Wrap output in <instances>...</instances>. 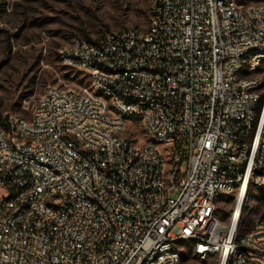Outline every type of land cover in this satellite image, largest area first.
<instances>
[{
	"label": "built area",
	"instance_id": "2783aa9c",
	"mask_svg": "<svg viewBox=\"0 0 264 264\" xmlns=\"http://www.w3.org/2000/svg\"><path fill=\"white\" fill-rule=\"evenodd\" d=\"M58 54L88 84L48 85L29 119L0 123V264H180L184 241L264 264V219L237 238L264 189V4L155 0L146 31Z\"/></svg>",
	"mask_w": 264,
	"mask_h": 264
},
{
	"label": "rangeland",
	"instance_id": "374dc122",
	"mask_svg": "<svg viewBox=\"0 0 264 264\" xmlns=\"http://www.w3.org/2000/svg\"><path fill=\"white\" fill-rule=\"evenodd\" d=\"M264 4V0H246ZM155 0H0V116L29 119L33 104L48 85L77 88L86 77L66 66L58 51L73 39H89L132 28L146 31ZM263 80L264 64L256 72ZM138 134L137 130L134 131ZM4 191L0 188V198ZM234 194L215 203V216L227 222ZM264 219V189L249 188L237 238L251 229V217ZM224 217V218H223ZM180 264H217L214 256L201 259L188 242H179Z\"/></svg>",
	"mask_w": 264,
	"mask_h": 264
},
{
	"label": "bare ground",
	"instance_id": "6f19581e",
	"mask_svg": "<svg viewBox=\"0 0 264 264\" xmlns=\"http://www.w3.org/2000/svg\"><path fill=\"white\" fill-rule=\"evenodd\" d=\"M241 199H242V196H240V198H239V200H238V206L240 205V203H241ZM237 206V207H238ZM236 217H237V214H234V217H233V222L236 220Z\"/></svg>",
	"mask_w": 264,
	"mask_h": 264
},
{
	"label": "trees",
	"instance_id": "16d2710c",
	"mask_svg": "<svg viewBox=\"0 0 264 264\" xmlns=\"http://www.w3.org/2000/svg\"><path fill=\"white\" fill-rule=\"evenodd\" d=\"M85 39H86V40H89L88 37H86ZM3 122H4V118H1V116H0V123H3ZM248 190H249V188H248ZM248 190H247V191H248ZM223 218H224V217H223Z\"/></svg>",
	"mask_w": 264,
	"mask_h": 264
}]
</instances>
